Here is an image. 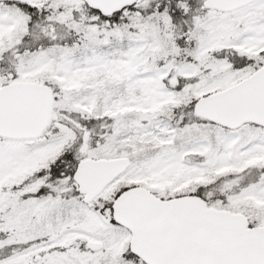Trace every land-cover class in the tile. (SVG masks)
Listing matches in <instances>:
<instances>
[{
    "label": "snow or ice",
    "instance_id": "6c2138e0",
    "mask_svg": "<svg viewBox=\"0 0 264 264\" xmlns=\"http://www.w3.org/2000/svg\"><path fill=\"white\" fill-rule=\"evenodd\" d=\"M0 264H264V0H0Z\"/></svg>",
    "mask_w": 264,
    "mask_h": 264
}]
</instances>
